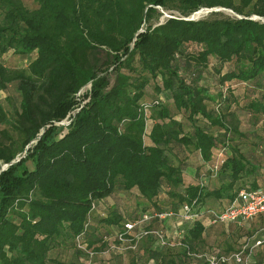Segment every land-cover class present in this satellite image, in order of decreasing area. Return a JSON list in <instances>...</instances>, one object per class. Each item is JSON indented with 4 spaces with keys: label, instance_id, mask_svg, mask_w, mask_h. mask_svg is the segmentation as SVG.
<instances>
[{
    "label": "trees",
    "instance_id": "1",
    "mask_svg": "<svg viewBox=\"0 0 264 264\" xmlns=\"http://www.w3.org/2000/svg\"><path fill=\"white\" fill-rule=\"evenodd\" d=\"M35 2L0 0V91L20 94L10 110L0 100V264H65L55 249L105 250L128 224L186 205L198 216L151 258L207 264L192 253L217 252L203 249L212 211L264 187V163L232 137H247L237 107L264 115V0ZM122 193L142 218L111 201ZM103 203L115 207L94 218L111 231L90 222ZM246 230L230 232L261 237Z\"/></svg>",
    "mask_w": 264,
    "mask_h": 264
},
{
    "label": "rangeland",
    "instance_id": "2",
    "mask_svg": "<svg viewBox=\"0 0 264 264\" xmlns=\"http://www.w3.org/2000/svg\"><path fill=\"white\" fill-rule=\"evenodd\" d=\"M25 2H26L25 4L29 6L30 8H34L37 6L35 0H25ZM214 10L224 11L227 14L236 15L230 9L216 8ZM160 11L163 12V15L160 17L159 21H163L168 16L167 13H171L170 11H166V12L163 10H160ZM211 11L213 10L204 8V9L199 10L197 13H195L191 17L198 19V18L208 15ZM253 18L254 19H264L263 17H260L259 15H253ZM4 58L8 60L7 63L11 66H26L27 64V60L23 58H19L17 56L8 57L4 55L3 59ZM83 93L84 91L81 92V94ZM19 99H20V94L16 90L15 86L10 85L6 90L0 91L1 103L8 110L13 108V106L18 105ZM79 100L82 104L86 101L83 95L79 97ZM214 105L215 104H211L210 106L212 107ZM236 114L239 118V129L244 134H247V137L243 135H233V134H232V137H234V140L236 141L238 146H240L243 149L242 151L249 158L255 161L260 160L262 161V163H264V115L248 114L247 112H245L242 109H239L238 107L236 110ZM63 123L67 124L69 122L64 121ZM194 161H195V164L198 165V161L196 159H194ZM193 170L189 169L188 173H192ZM137 199L139 200L138 196H136L133 193L131 194L122 193L120 194V196H118L117 199H113L111 201L119 204L126 213H129V211L137 210V216L138 218H140L144 214L140 212V207L136 203ZM114 207L115 206L103 203L102 206L99 209H97L95 213H93L90 219V222L97 224V226L99 225L100 226V227L98 226L99 228H104L102 226H105L106 230L108 229L110 230V227H107V225H103V222L99 221L97 223L96 219H97V216H101L102 214H105V213L107 214V212L111 211ZM152 210L153 209H151L150 211L152 212ZM94 216H96V219L94 218ZM185 220L187 219L180 218L176 215L168 216L166 218L152 217L151 219H149L147 222L143 224V228L162 230L165 233V236L167 237V239H169L171 243H174V236L176 235V233L178 232V234H181L184 228V225L187 224ZM252 220L244 221L241 224L238 222H234V223L228 222V224H238V226L230 225V227L228 228L230 229V231H233L235 229L237 230L239 229L240 231V229L242 228V229H245V232H246L247 231L246 229H248L247 226L254 228L253 227L254 220L253 221ZM260 220L263 225L264 217L262 216ZM249 221H252L251 224H249ZM215 225L216 227L210 228L206 236L204 235L205 237H204V242H203V245H204L203 249L205 248V250L207 251L209 250L211 251L212 249H215L217 253L231 254V253L240 251L248 243L246 242L242 244L243 236L241 234H243V232H240L239 237L234 236L236 235V233L233 234L231 232H229V234L226 235V234H223L222 229H220V226H221L220 224H215ZM262 228H264V226ZM105 229H101V230H103L104 232H107L105 231ZM255 232H257V234L258 233L260 234L261 230L256 231L255 229ZM249 233L251 234V232ZM222 235L223 236L225 235L226 237H223ZM211 236L212 237L217 236L214 243L212 242ZM153 241H154L153 238L144 237L140 240L139 245L136 249L134 250L127 249L125 251L119 250L120 253H112V251H105V250H93V249L89 250L85 248L82 249L83 247H79L77 250H79L80 252H78L74 248H70V249L69 248H66V249L58 248L53 251V254L56 255V257L58 258L60 262L62 261L65 264H154V261L151 260L152 259L151 251L153 250L151 247H152ZM248 245L251 246L252 241H250ZM81 250H83L85 254ZM259 256H261L264 259V249L263 250L260 249L258 253V258ZM250 261H251V264L255 262L254 255L251 257ZM199 264H202V263L200 262ZM225 264H228V263H225Z\"/></svg>",
    "mask_w": 264,
    "mask_h": 264
},
{
    "label": "built area",
    "instance_id": "3",
    "mask_svg": "<svg viewBox=\"0 0 264 264\" xmlns=\"http://www.w3.org/2000/svg\"><path fill=\"white\" fill-rule=\"evenodd\" d=\"M214 220L213 223L219 222H238L252 220L257 216L264 214V187L256 190H241L239 195L221 212L212 211ZM172 216V213L160 214V218ZM198 216L193 213L189 205L185 206V212L182 215L184 219L191 220ZM151 219V216L145 215L141 220L130 223L126 226V232L118 236V242H112L105 251H125L127 249L134 250L138 247L139 242L144 237H153L157 245L173 246L165 236V233L159 229H144L142 226L145 222ZM138 229V230H137ZM261 237L249 246L248 243L254 240L256 236H252L248 243L238 252L231 254L226 253H208V252H193L192 255L196 258L204 259L207 264H225L235 261L238 264H251V257L256 247L264 246V228L261 229Z\"/></svg>",
    "mask_w": 264,
    "mask_h": 264
},
{
    "label": "crops",
    "instance_id": "4",
    "mask_svg": "<svg viewBox=\"0 0 264 264\" xmlns=\"http://www.w3.org/2000/svg\"><path fill=\"white\" fill-rule=\"evenodd\" d=\"M264 217V214L263 215H260V216H257L256 217V219L254 218L253 220H254V222H253V227L255 228V229H257V230H261L262 229V227L264 226V224L262 225V222H261V220H260V218L261 217ZM252 220V221H253ZM252 221H249V224H251V222ZM218 224H220V223H218ZM213 225H215V224H211V225H208V227H206L205 228V232H204V235L206 236V234H207V232H208V230L210 229V228H212V227H216V225L215 226H213ZM221 226H220V229H222V231H223V234H226V235H228V233L227 232H230V229L228 228V227H230V225L232 226H236L237 224H228V225H225V224H220ZM238 226V225H237ZM143 227V226H142ZM248 228H249V226H247ZM246 228V227H245ZM253 228V229H254ZM254 229V230H255ZM223 236V235H222ZM217 237V236H216ZM216 237L215 236H211V238H212V242L214 243L215 242V240H216ZM220 237V236H219ZM223 237H226L225 235L223 236ZM222 240H224V239H222ZM211 241V240H210ZM213 243H211V244H213ZM157 244H156V242H152V249L154 250L155 249V246H156ZM115 253H120V252H116V251H114ZM152 252V251H151ZM151 260H153L154 261V259L152 258Z\"/></svg>",
    "mask_w": 264,
    "mask_h": 264
},
{
    "label": "water",
    "instance_id": "5",
    "mask_svg": "<svg viewBox=\"0 0 264 264\" xmlns=\"http://www.w3.org/2000/svg\"><path fill=\"white\" fill-rule=\"evenodd\" d=\"M190 19H196V18L191 17ZM141 31H142V30H141ZM62 123H63V122H62ZM17 161H19V159H18V160H14L12 163H15V162H17ZM12 163H11V164H12ZM8 165H9V164H5V165H3L2 170H4L5 168H7Z\"/></svg>",
    "mask_w": 264,
    "mask_h": 264
}]
</instances>
